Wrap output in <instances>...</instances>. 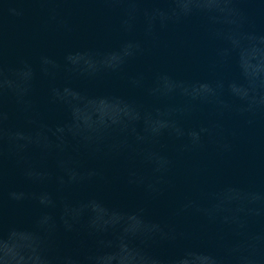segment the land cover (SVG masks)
<instances>
[{
  "label": "water",
  "instance_id": "obj_1",
  "mask_svg": "<svg viewBox=\"0 0 264 264\" xmlns=\"http://www.w3.org/2000/svg\"><path fill=\"white\" fill-rule=\"evenodd\" d=\"M0 264H264V0H0Z\"/></svg>",
  "mask_w": 264,
  "mask_h": 264
}]
</instances>
